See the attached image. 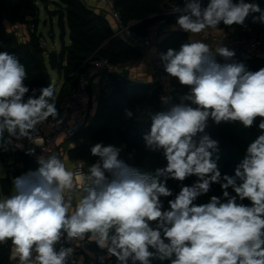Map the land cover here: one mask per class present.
Instances as JSON below:
<instances>
[{"label": "clouds", "instance_id": "1", "mask_svg": "<svg viewBox=\"0 0 264 264\" xmlns=\"http://www.w3.org/2000/svg\"><path fill=\"white\" fill-rule=\"evenodd\" d=\"M174 12L179 14L176 26L190 36L215 30L221 22L244 25L250 15L253 23H264V10L244 0H209L206 6L186 0ZM216 54L225 59L235 55L220 45L213 52L200 40L160 54L165 72L188 88L179 103L151 116L143 137L149 151L163 155L166 167L141 172L119 158V148L97 143L91 153L98 160L87 173L52 152L38 158L35 172L13 180L14 193L0 198V243L11 241L13 259L66 264L74 249L56 250L66 234L69 242L95 241L118 264H150L152 258L170 264H264V134L249 144L235 175L223 177L213 159L218 142L198 135L210 117L216 124L238 121L244 127L260 117L258 128L264 133V68L253 72L242 63L220 64ZM26 79L19 59L0 52V146L5 148L13 137L32 139L31 132L50 117L60 122L55 88H41L38 98L32 89L25 99ZM125 111L132 117V111ZM191 176L198 180L183 186L169 209L162 210L160 198L173 195L167 180ZM213 183H220L226 202L212 196L195 205ZM229 188L236 195L230 196ZM245 199L250 206L242 203Z\"/></svg>", "mask_w": 264, "mask_h": 264}, {"label": "trees", "instance_id": "2", "mask_svg": "<svg viewBox=\"0 0 264 264\" xmlns=\"http://www.w3.org/2000/svg\"><path fill=\"white\" fill-rule=\"evenodd\" d=\"M233 2L238 3L237 0ZM161 3L162 0H113V8L118 12L123 25L131 24L136 32L142 33L145 25L159 12ZM246 3L257 4L261 10H264V0H247ZM48 4H52L53 8L47 9ZM39 5L44 6L50 20L56 18L60 31V46L57 51L51 50L45 53L44 48L39 46V39L42 37L37 30ZM26 15L30 16V20L25 19ZM4 19L9 22L32 23L34 31L28 34L26 41H20L4 28ZM250 23L264 30V23H253V21ZM188 42L187 32L172 30L157 43L158 60L163 72L174 85L175 99H180L186 94L188 88L165 72L159 57L168 49L178 51L182 44ZM5 51L14 54L26 68L27 79L24 84L29 88V92L25 94V99L32 95V89L37 90L38 98L39 90L50 85L44 63L46 56L48 65L57 71L61 82L56 92L58 113L62 102L75 85L82 64L90 54L103 57L112 64L123 62L129 57L140 56L138 50L123 38L113 35V28L103 13L93 11L81 0H0V52ZM215 59L220 64L242 63L253 72L264 68V56L261 55L243 57L235 53L233 57L225 59L216 54ZM111 81L114 89L107 93H99L94 116L83 125L72 138L71 145L66 148L67 159L81 158L90 166L98 160V157L92 155L91 148L97 143H102L104 146L112 145L119 148L122 160L141 172L155 173L156 169L166 167L167 161L163 155L149 151L143 139L150 131L151 116L163 111L161 103L156 98L153 84L135 82L123 74L116 73L111 74ZM125 110L132 111V117H127ZM49 120L52 118L50 117ZM260 121L261 118L257 117L253 126L244 127L238 121L216 124L211 117L208 119L209 126L219 131L231 144V148L228 149L218 142V150L213 153V159L216 160L222 177L235 175V169L244 158L249 144L259 135L264 134L258 128ZM204 134L215 140L209 133H201ZM0 161L6 168L5 176L0 178V193L3 195L10 194L15 178L30 171L35 172L40 167L39 164L32 163L26 154L22 152L15 154L6 148H0ZM19 161L23 162L22 166H18ZM197 180L196 176L188 177L182 182L168 179L166 186L173 195L160 198L163 204L162 210L169 209L168 202L175 199L183 186H191ZM228 192L230 196L236 195L231 188ZM212 196H217L222 202H226L227 199L223 197L220 183H213L209 192L197 197L193 203L197 206L206 204ZM242 203L250 206L251 202L245 199ZM11 247L10 240L0 243V264H11ZM112 259L118 262L115 256ZM66 264L73 263L66 260ZM150 264H170V261L152 258Z\"/></svg>", "mask_w": 264, "mask_h": 264}, {"label": "built area", "instance_id": "3", "mask_svg": "<svg viewBox=\"0 0 264 264\" xmlns=\"http://www.w3.org/2000/svg\"><path fill=\"white\" fill-rule=\"evenodd\" d=\"M105 9V12L113 22V35L123 38L129 45L133 46L140 53L139 58H126L123 62L112 64L107 59L90 54L81 66L75 85L71 92L67 95L61 104L57 120L60 122L48 120L37 126L31 132L32 139L22 138L16 140L12 138V144L7 145L6 149L17 154L22 152L27 155L29 160L34 164L38 163V158L48 156L52 152L60 154L59 147L67 142L71 143L72 138L88 121L89 111L92 104L91 86L98 88L100 92H110L114 89L111 81V74H122L127 69H134L137 64L142 62L143 54L150 48L154 50L152 62L150 63L153 73V89L157 100L161 103L163 111L168 110L172 104L179 103L180 99H175L173 94L174 85L169 77L163 72L157 55V43L164 38L176 26L178 13L174 12L176 7L183 8L186 0H162L160 10L155 18L147 23L142 33L136 32L130 25H123L119 19L118 12L113 8V0H98ZM202 5L206 6L209 0H201ZM254 15V14H253ZM25 19L30 20V16L26 15ZM253 21L252 15L246 18L244 25L226 26L220 23L217 29H209L200 34H196V40H200L210 46L215 52L220 46L227 47L229 50L238 53L243 57L253 55L264 56V30L258 28V25H251ZM259 23V22H258ZM4 28L13 33L16 37L24 32L30 33L34 31L32 23L24 24L19 22H9ZM176 30L179 29L176 26ZM183 31V30H181ZM39 46L46 48V44L41 37ZM48 87V86H44ZM42 87V88H44ZM169 98L165 103L162 98ZM207 125L208 121H207ZM5 138H8L5 132ZM17 144L22 147H16ZM0 148H5L0 146ZM66 148V147H65ZM64 148L63 153L66 152ZM31 150V154L29 153ZM62 158V157H61ZM120 159L121 155L119 156ZM70 168L87 173L90 166L86 165L81 158L70 160ZM23 162L19 161L18 166H22ZM60 247H71L74 249L73 254L66 260L76 264L78 259L82 258L85 262L90 261L91 264H118L115 262L107 251L98 246L95 241L85 239L83 241L72 242L67 241L66 234L56 245V250ZM11 264H19L18 259H14ZM131 264V261H129Z\"/></svg>", "mask_w": 264, "mask_h": 264}, {"label": "crops", "instance_id": "4", "mask_svg": "<svg viewBox=\"0 0 264 264\" xmlns=\"http://www.w3.org/2000/svg\"><path fill=\"white\" fill-rule=\"evenodd\" d=\"M87 7H89L90 9H92L93 11L95 12H99V13H103L107 18L108 20L110 19V17L108 16V14L105 12V9L104 7L102 6V4L98 1V0H81ZM49 5H52V4H48L47 5V9H48V6ZM53 6V5H52ZM45 9V8H44ZM39 12V11H38ZM45 12H46V9H45ZM46 17L47 14H46ZM9 23L8 20L4 19L3 20V25L6 26L7 24ZM44 24H45V20H44ZM239 25H237L236 27H238ZM38 30V29H37ZM40 32V30H38ZM187 35H188V38H189V41L190 40H196V34L190 36V34L187 32ZM18 40L20 41H26L27 38H28V33L24 32L22 35L18 36L17 37ZM67 38V37H66ZM68 41V39H66V42ZM152 49V48H150ZM148 49L142 56V62H140L139 64H137V66L134 68V69H127L125 70L122 74L129 78L130 80L132 81H135V82H140V83H152L153 81V73H152V70H151V66L150 64L145 60V58L148 56V53H151ZM153 50V49H152ZM151 50V51H152ZM153 52V51H152ZM61 83V82H60ZM59 83V85H60ZM59 87V86H58ZM91 91H92V104H91V108H90V111H89V116H88V120L91 119L95 112H96V109H97V102H98V96H99V90L97 87L95 86H91ZM68 144V143H67ZM71 145L68 144L66 146L69 147ZM65 146V145H64ZM65 148V149H66ZM66 164L70 167V160L67 159L66 157V154L65 152L63 153V156L62 158ZM10 259H11V262L14 260L12 258V247L10 249ZM78 261H80L82 264H84L85 262L80 258L78 259ZM77 261V263H78ZM76 263V264H77Z\"/></svg>", "mask_w": 264, "mask_h": 264}, {"label": "rangeland", "instance_id": "5", "mask_svg": "<svg viewBox=\"0 0 264 264\" xmlns=\"http://www.w3.org/2000/svg\"><path fill=\"white\" fill-rule=\"evenodd\" d=\"M53 6L52 5H49L48 6V9H52ZM46 12H45V9H44V6L43 5H39V12H38V25H37V29L40 30V33H41V36L46 44V48L44 49L45 50V53L48 52V51H51V50H55L57 51L59 49V46H60V41H59V28L56 24V18L53 17L51 20L46 17ZM254 15L258 16L259 13H255ZM44 20H45V24H44ZM109 22L111 24V26H113V22L111 20V18L109 19ZM67 31V29H65ZM67 35L65 36V40L67 39L66 38ZM150 49L149 51L151 53H148V56L145 58V60L150 64L152 62V56H153V53H154V50ZM44 63H45V67H46V70H47V73L49 75V78H50V85H52L54 88H55V91L57 92L58 90V86H59V83H60V80H59V77H58V73L55 69H52L49 65H48V62H47V59H46V56L44 57ZM65 145V146H64ZM67 142H64V144H62L60 147H59V151H60V154L63 156V150L64 148L67 146ZM61 156V157H62ZM6 174V168L5 166L1 163L0 161V178L5 176ZM14 193V187L11 189V192L9 195H3L0 193V198L2 197H6V196H10ZM77 264H82L80 261H78ZM84 264H91L90 261L86 260V262Z\"/></svg>", "mask_w": 264, "mask_h": 264}, {"label": "water", "instance_id": "6", "mask_svg": "<svg viewBox=\"0 0 264 264\" xmlns=\"http://www.w3.org/2000/svg\"><path fill=\"white\" fill-rule=\"evenodd\" d=\"M237 1L239 2V0H237ZM244 2L246 3L247 0H244ZM130 27H132V25H130ZM204 132L209 133L210 135H212V136L215 138V140H216L217 142H219L220 144H223V145L226 146L228 149L231 148L230 141L227 140L225 137H223V136L220 134L219 131H217V130H215V129H213V128H211L210 126L207 125L206 128H205V131H204ZM198 135H201V133L198 134Z\"/></svg>", "mask_w": 264, "mask_h": 264}]
</instances>
